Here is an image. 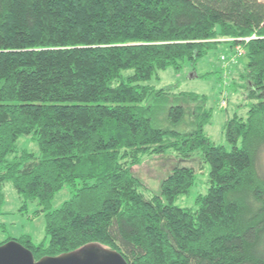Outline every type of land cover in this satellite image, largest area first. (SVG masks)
<instances>
[{
	"label": "trees",
	"instance_id": "trees-1",
	"mask_svg": "<svg viewBox=\"0 0 264 264\" xmlns=\"http://www.w3.org/2000/svg\"><path fill=\"white\" fill-rule=\"evenodd\" d=\"M218 39L245 61V112L226 119V145L205 134L204 97L146 84L194 68ZM158 105H170L172 129L155 125ZM182 123L192 130L173 129ZM21 138L37 152L18 151ZM171 151L208 165L194 209L175 204L193 168L175 164L150 199L131 174L146 155ZM263 155L264 2L0 0V210L11 184L37 201L47 239L0 245L16 241L34 261L99 245L127 264H264ZM64 187L70 198L50 210Z\"/></svg>",
	"mask_w": 264,
	"mask_h": 264
},
{
	"label": "rangeland",
	"instance_id": "rangeland-1",
	"mask_svg": "<svg viewBox=\"0 0 264 264\" xmlns=\"http://www.w3.org/2000/svg\"><path fill=\"white\" fill-rule=\"evenodd\" d=\"M215 41L219 44L201 58L194 68L186 66L180 74H176L172 69H167L159 73L158 80H152L146 84L156 90L170 89L172 95L192 93L198 97H204L206 100L203 109L211 111V121L205 128V134L213 144L226 145L223 132L226 118H231L236 114L237 109H240L246 102L243 84L238 79L245 63L244 51L240 46L230 48L229 43L233 42L232 39ZM175 103L170 105L173 106ZM170 105H158L155 108L154 114L157 116L155 125L161 129H172L165 122V112ZM187 105H190V110L187 112L190 114L194 107H192V103ZM173 129L187 134L192 130V125L182 123ZM17 147L18 151L25 150L28 153H35L38 150L37 145L30 138L19 139ZM178 159L180 158L172 151L163 156L146 155L141 159L140 164L131 166V174L140 184L139 192L145 198L150 199L159 194L162 182L168 177L175 164L193 168L195 184L189 194L178 198L175 204L181 208L194 209L196 197L199 194H204L208 188L209 168L207 164L202 163L198 154H195L193 159L187 162H181ZM134 161V158H130L126 161L123 160L122 163L130 166L129 163ZM262 166L264 168V155ZM3 194L4 202L0 210V244L9 239L29 236L34 244L44 243L46 245L44 213H37L40 210L37 201L24 202L21 196L13 190L11 184H6ZM70 196V189L64 187L55 195L50 210L59 208Z\"/></svg>",
	"mask_w": 264,
	"mask_h": 264
},
{
	"label": "water",
	"instance_id": "water-1",
	"mask_svg": "<svg viewBox=\"0 0 264 264\" xmlns=\"http://www.w3.org/2000/svg\"><path fill=\"white\" fill-rule=\"evenodd\" d=\"M0 264H127V262L119 253L99 245H88L72 253L34 261L29 250L12 240L0 245Z\"/></svg>",
	"mask_w": 264,
	"mask_h": 264
},
{
	"label": "crops",
	"instance_id": "crops-1",
	"mask_svg": "<svg viewBox=\"0 0 264 264\" xmlns=\"http://www.w3.org/2000/svg\"><path fill=\"white\" fill-rule=\"evenodd\" d=\"M259 1H261V0H259ZM261 2H264V1H261ZM236 114L237 115H241V114H244V109H237V111H236ZM227 119V118H226Z\"/></svg>",
	"mask_w": 264,
	"mask_h": 264
}]
</instances>
